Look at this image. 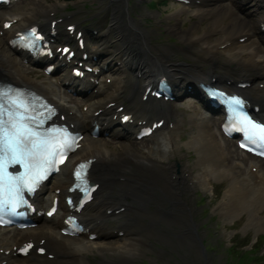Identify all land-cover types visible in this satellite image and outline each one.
<instances>
[{
  "label": "bare ground",
  "instance_id": "6f19581e",
  "mask_svg": "<svg viewBox=\"0 0 264 264\" xmlns=\"http://www.w3.org/2000/svg\"><path fill=\"white\" fill-rule=\"evenodd\" d=\"M247 1L233 0L237 6L240 3L246 4ZM251 5L253 6L251 7ZM210 8L212 9L202 13L209 15L221 10L220 5H214ZM55 9L51 4L38 3L25 10L8 14L10 17H16L17 21L8 29L3 30L2 36L5 39L10 38L15 30L32 24L31 21H35L39 14L42 15L43 20H46L49 15L48 12ZM246 9H249V13L251 12V15H248L246 19H231L228 23L216 19L214 29L198 37H195L190 30L180 29L177 24L169 26V31L185 41L199 40L198 43L204 47L202 52L210 62V67L205 72L196 68V65L185 67L167 61L162 55L158 57L152 51L154 47L149 46L147 42L149 33L146 30L142 31L140 29L141 24L129 16L127 21H123L125 17L120 14V10L116 9L112 12L108 28V31L113 30L116 41L113 42V49L106 52L108 57L106 59H96L95 65L97 67L105 65L108 68L112 60L119 61L117 65L119 67L116 66V71L120 73L121 77H117L114 82V84H117L118 92L113 94L111 98L101 96L102 91L108 86L105 81L101 82L97 93H92L93 90L87 93L89 97L84 99V105L87 106L85 113L79 111V103H77V108L69 105L65 97L59 94L58 89L48 82L32 81L27 76L26 71L20 67L10 54L0 50V74L5 75L17 84L31 86L44 93L56 104L60 112L64 113L65 120L73 123L79 130H88L91 122L95 120L105 125L103 131H106L107 134L100 135L130 139V131H135L142 121L154 120L155 116L164 119L163 125L155 129L156 133L153 137L155 147H150L151 149L147 153L136 149L123 148L124 152L117 155L115 150H112L104 141V138L86 134L81 142L80 149L74 156L66 159L60 171L41 187V191L44 193L36 194L35 202L40 207H44L48 206L52 196L63 195L65 187L70 182V171L74 162L80 158L93 157L95 160L92 164L91 176L99 182L100 192L96 195L95 200L87 204L79 214L87 233L78 237H69L61 233L60 228L63 226L61 221L66 211H63V213L56 212L49 219L43 218L45 221L39 223L35 228L0 229V248L3 249L0 252V264H2L1 260L6 261L4 264H88V262L81 259V256L93 250L111 252L112 255H118L121 258L134 257L135 249L133 248L138 246L140 236L139 233H132L131 229L135 228V225L137 226L142 217L145 216L150 219V226L155 224L154 214L148 210L154 198H157L159 204L160 219L175 224L179 220L178 213H183L180 209L181 205L190 211L191 216V208L183 198L184 191L193 189L195 185L208 184L212 176L218 177V179H228L222 201L224 213L244 210L251 201L264 202V161L246 153H243V155L248 156L251 160L249 166L246 161H234V156L230 154V141L223 138L220 131L221 118L218 119L217 115V118L213 119L204 103L201 110L194 109L188 116L189 122L195 126V132L189 138L187 144L196 148L197 159L192 167L183 164L179 178L176 174L169 175L170 167L174 166L171 164L172 161L169 160L168 155L174 148L176 150L179 147L174 134L180 127L182 116L178 117L177 110H175L176 104L173 100L164 101L161 99L156 102L151 98H149V101L141 98L146 85L152 82L157 74H166L178 87V94L181 93V84L183 86L189 82L197 84L201 80L218 82L227 90L241 91L235 86L239 79L235 76L237 74L241 76L249 75L245 79L250 82V86L241 92L248 96L253 104L258 105L257 114L262 115L264 112V54L257 55V49L260 50V47L256 45L254 46V48H257L256 50L249 52L248 56H244L246 47L238 50L233 44L236 42L237 37L255 33L260 35L264 43V30L261 28L264 26V0H253L250 7L247 8L246 6ZM228 12H231V10ZM5 15L0 11V21ZM255 18L257 19L256 23ZM215 30L221 31L224 35L218 40L216 38L215 44L212 45L208 41V37ZM219 46H222V48ZM135 47L142 52V57L138 55L139 51H136ZM95 48L101 51L104 49L103 43H98ZM219 51L226 52L230 63L235 64L227 74L226 72L216 71L218 68L216 56ZM134 56H139L142 59L140 62L132 63L129 59ZM59 62L64 61L61 58ZM65 64L66 62H64ZM113 64L116 65V63ZM130 64L134 65L133 80L128 73ZM236 67H242V70H235ZM61 70H64V66ZM215 74H217L216 77L211 78ZM59 79L58 86H62L64 81L63 72H61ZM228 79H230L229 83H227ZM130 84L137 85L126 96L128 110L125 113H130L133 121L125 126H120L111 117L116 113V105L108 106L107 103L117 101L122 96L123 89H126V86ZM79 86L85 89L94 87L89 80L79 81L76 87ZM199 94L203 102L202 97L204 95ZM199 94H197L198 97ZM123 97H125V94ZM96 110H99L97 114L94 113ZM217 120L219 129H215ZM165 122H167L166 125H164ZM169 122L171 123L170 127ZM252 166H255V171H252ZM117 184L122 185L118 186ZM178 184L182 185V189H178ZM56 188L59 189L58 194L55 192ZM166 204L170 207H166ZM121 206L123 209L116 211ZM111 219L114 223L110 225L109 220ZM113 230L117 236H124L125 242L111 245L107 242L96 241L103 239L106 234H109V231ZM119 231H122L121 235H118ZM90 232H94L96 237L89 238ZM159 235H162L163 239H167L166 234ZM40 238L44 239L48 252L54 254L52 259L32 252L21 258L13 257L14 245H18L26 239H31L36 243ZM5 250H8V252L5 253Z\"/></svg>",
  "mask_w": 264,
  "mask_h": 264
},
{
  "label": "rangeland",
  "instance_id": "374dc122",
  "mask_svg": "<svg viewBox=\"0 0 264 264\" xmlns=\"http://www.w3.org/2000/svg\"><path fill=\"white\" fill-rule=\"evenodd\" d=\"M45 1L48 4L51 3V4L58 5L57 15H61L65 10L73 9L72 11L77 12L75 15L76 20L82 23L85 19H90V21H93L92 22L93 25L96 24L99 26L100 31L106 29L105 26L107 22H106V19L105 20L102 19V17L105 15L103 14L102 11L105 8L106 4H108L109 5L108 8L110 10L111 16H108L107 14L108 16L107 18H110V21H111L112 12H114L117 9L121 11L120 14H122V16L125 17L124 18L125 20H127L126 17L128 18L129 16L130 18L135 20L137 23L141 24L140 29L142 31L146 30L149 33L147 37V42L149 46L154 47V50L152 49V51L158 57L162 55L165 59H167V61L176 62V63L190 62L193 66L196 65V67L200 68L201 70H207L206 67L209 66V63L204 62L205 60H207L206 55L203 52L200 53L198 50V48L200 47L203 50L204 47L200 45V43H198L200 46L196 44L188 45L189 41H185L181 39L178 35L169 31V26L171 24H177L180 29L184 31L190 30L195 37H198V36L203 35V33L205 32L212 31L214 29L216 19L222 21L223 23H228L231 19L232 20L246 19L248 15H251V12L249 13V9H246V6L247 8L250 7V3L253 0L247 1L249 6L247 5V3L246 4L240 3L241 5L237 3L239 4L237 6L234 4L233 0H204L203 4L205 6H202V7L208 6L209 8L202 10V12L209 11L208 9H212L210 8V6L220 5V9H221L220 12H217L215 16L211 18L203 17L202 14L204 13L202 12H201L202 14H199L198 16L197 14L192 16L190 14L191 11L184 10V9H182L181 14H179L178 16H174V13H176L177 10L182 8V6L175 2H171V1H167V3H164V5H162L160 3L161 0H146L147 1L146 4L144 0H132L131 3H133L134 1V4L137 6L139 11L138 10L136 11V9L133 6H131L130 12H128V10L126 9L127 7L126 0H45ZM33 2L34 0H27L22 3H17L15 6L12 7V9L13 10L22 9L24 6H26V4H32ZM252 6L253 5H251V7ZM229 10H231V12H228ZM0 11H2L3 13L8 12L7 8H2ZM16 12H13V13H16ZM13 13H9V14H13ZM39 18H41V16H39ZM124 19L123 21H125ZM256 20L257 19L255 18V23H256ZM110 21H109V24H110ZM255 25L257 26L258 23ZM223 35L224 34L221 31L219 32L217 31V33L213 31L211 35L208 37V41L212 45H214L216 40H218ZM113 38H115L114 40L116 41L114 32H113ZM263 44L264 43L261 40V37L259 39L258 35L251 34L248 38H246L243 41H236L234 46L238 50H241L242 48L246 47L244 51V56H248L249 52H253V50L257 49V48H254V46L256 45L260 47V50L257 49V55L264 54ZM89 45L91 46L92 44H89ZM168 47L171 49H169ZM135 49L136 51H139L137 47H135ZM0 50L9 54L8 49L4 48L3 45H1V43H0ZM141 53H142L141 51L138 52V55L140 57H142ZM224 54L226 55V57ZM12 56L18 60V58L15 55L12 54ZM219 56L222 58H227V60L223 59L220 65H222L223 62L225 63L229 61V58H228L229 56L226 52L219 53ZM18 64L21 65L22 68L26 69V72L29 77L35 80H38L36 82H39V80L40 82H45V81H42L44 79L41 75L42 71L38 70V71L30 72V70L28 71L24 65L20 63ZM133 67H134L133 64L129 65V68L133 69ZM220 72H223V71H220ZM113 76H118V75L111 74V78H113ZM118 77H121L120 73ZM131 78L133 80L134 75H132ZM115 79H117V77L113 78L112 86L102 91L104 96H109V95H112L118 92L117 91L118 88H116L117 84H114ZM132 88H134V84L129 85L126 88L125 92L128 93L129 90H131ZM184 90H185V87L182 89V92ZM120 98L121 99L118 100L120 103L126 102V100H124L122 97ZM190 99L191 98L184 99L181 102L176 103L175 110H177L176 111L178 113L177 115L179 118L182 116L180 127L175 132V138L178 142L179 147L173 152H170V154L168 155V158H170L171 160H178V162L182 161L184 165H190V167H192L197 159V151L195 147L188 146L187 144V141L195 132V126L189 122L188 116L194 111V109L201 110L202 107L199 109V105L197 103L190 102ZM70 101L73 102V104L75 105L74 106L75 108H77V103H79L78 106H80V104L84 106V101H79V100H75L72 98H70ZM213 115H216V114H213ZM187 120L189 124L192 126V128H189L187 124ZM217 121L215 123V129H218ZM104 138L108 140L107 141L108 146L112 150H115L117 155L124 152L123 148L136 149V150H140V151L147 153L148 150L151 149L150 147L152 146L155 147L153 138L143 140V141L134 140V139L127 140L125 138H109V137H104ZM229 149L231 150L230 154L234 156V161L243 162L242 155H241L242 153L235 148V145L233 142L229 143ZM250 161H251L250 159L246 161L247 165L248 163H250ZM174 162L175 161L171 162V164H173L174 167L172 166L170 167L168 174L169 175L176 174V176L179 178L183 167H181L179 172H176V166ZM208 182L209 183L208 184L206 183L205 185H200V184L195 185L194 188H196L195 190L197 191L196 196L191 194L190 195L191 198L189 199L190 200L189 207L192 208V212H191L192 220H194L195 223L197 224L196 231L199 233V235H201V233L203 234V238L207 242L206 246L210 249L208 251H205L196 242V253H193V256H196L197 261L192 262V264H196L198 261H199L198 264H225L226 257L230 255L226 251L227 247L231 246L232 244L234 245L239 244L240 247L238 249L250 248L251 246L254 245L253 242L255 241L256 236L260 233H264V202L263 201H251V203L246 206L247 208H244V210L240 211V213L237 214L235 217L226 218V216L220 213L221 210H220L219 204L221 201H223L228 179L227 178L218 179V177L212 176L210 177ZM117 185L120 186L122 184H117ZM177 187L178 189H182L181 184H178ZM186 191H184L183 198L184 200L187 201V198L185 196ZM200 193H202L203 195H200L198 197ZM205 194H207L206 197L204 196ZM196 201L198 203V206H201L204 204L202 207L207 208V213H209L207 217L205 218L204 223L200 221V218H199L200 208L197 207ZM158 205L159 204H158L157 198H154V200L151 202L150 207L148 209L154 214V218L156 221L155 224L150 226V223H149L150 219L145 216V217H142L140 223L137 226L139 227L140 230L143 231V235L146 238L154 239L156 242L159 243L161 240H164L162 238V235H159V234L164 233L167 235V233L170 230L175 231L176 228H178L181 224L179 220L175 224H173L172 222L161 220L160 214L158 212ZM166 207H170V206L166 204ZM180 209L183 212L182 213L183 217H185L184 213H187L188 217H190L189 210L184 208L182 205ZM251 211H253L254 214L251 213ZM222 212H225V211L222 210ZM250 215H251V218H250ZM253 215L254 217H252ZM114 236L119 239L115 241L106 240V238L114 237ZM96 241L97 242H107L108 244L116 245V244L122 243L123 241L125 242V237L117 236L113 230V231H109V234H106L103 239L96 240ZM139 243H137L138 246H139ZM244 243H248V244L243 246ZM138 246L133 248L135 249L134 257L139 255ZM148 247L149 246H147L145 242H143L140 246L141 250L145 254L144 256H146L152 263L158 262V264H174L172 263V261H174L175 264H181V262H183L182 260L178 259V256L176 257L171 256L170 259L158 258L154 255L149 256L147 252ZM177 249L178 247L175 245L173 248L169 250L175 251ZM256 249L258 250L257 252L262 254L263 247H261V245L257 247ZM95 251L98 254L96 252H93L91 254L85 253L84 255L81 256V259L88 262L87 257H86V255L88 254V257L90 258L92 264H102V263L103 264H115L116 261L114 259L118 261V264H124L130 258H133V257L121 258L118 255H112L111 252H99L97 250ZM99 254L103 257L102 262L100 261ZM183 254L186 259L185 262L192 261V257L189 252L183 250ZM88 264H91V263L88 262ZM129 264H134V263L129 262Z\"/></svg>",
  "mask_w": 264,
  "mask_h": 264
},
{
  "label": "snow or ice",
  "instance_id": "6c2138e0",
  "mask_svg": "<svg viewBox=\"0 0 264 264\" xmlns=\"http://www.w3.org/2000/svg\"><path fill=\"white\" fill-rule=\"evenodd\" d=\"M8 26L5 25V27ZM6 96V93H0V210L10 204L9 210L14 211L16 207L24 203L21 198V189L33 191L38 182L45 178L46 170L52 168L56 163L57 156L61 157L59 163H64L65 149H71V142L67 136H64L62 140L59 136L42 138L40 133L28 123L35 119V117L27 115L28 107L19 99H12L9 103L16 110L10 111L2 102L3 97ZM231 103L240 105L241 101L233 99ZM241 119L245 126L246 140L250 141L252 145L264 147V125L255 123L247 117ZM241 146L246 145L242 144ZM29 161L32 163L30 164ZM9 163L23 164L25 172L17 177L10 176L7 173ZM84 169H86V165H80V169L76 172L77 178L82 183L86 179L81 171Z\"/></svg>",
  "mask_w": 264,
  "mask_h": 264
},
{
  "label": "trees",
  "instance_id": "16d2710c",
  "mask_svg": "<svg viewBox=\"0 0 264 264\" xmlns=\"http://www.w3.org/2000/svg\"><path fill=\"white\" fill-rule=\"evenodd\" d=\"M251 253L255 254L254 251H246L242 254L238 251L237 254H239L238 257L240 259V263L241 264H264V255L263 256L250 255Z\"/></svg>",
  "mask_w": 264,
  "mask_h": 264
}]
</instances>
